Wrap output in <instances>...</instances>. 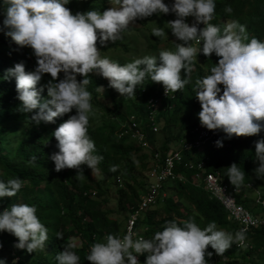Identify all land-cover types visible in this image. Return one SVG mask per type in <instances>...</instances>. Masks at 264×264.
<instances>
[{
	"label": "clouds",
	"instance_id": "9594fccd",
	"mask_svg": "<svg viewBox=\"0 0 264 264\" xmlns=\"http://www.w3.org/2000/svg\"><path fill=\"white\" fill-rule=\"evenodd\" d=\"M68 3L69 0H3L6 6L3 27L8 30L5 35L16 45L30 48L36 58L34 71L26 72L24 64L20 62L9 68L4 77L15 79L20 109L24 113L35 110L31 121L37 125L41 122L54 123L56 118L75 110V115H70L52 133L59 150L50 157L56 172L76 169V176L84 178L82 165H87L92 172H100L98 165L103 157L95 154V143L88 135L90 114L94 115L90 103L92 96L87 90L91 83V73L107 79L108 86L121 96L134 99L136 87H140V92H146L145 79L150 78L155 83L154 94L145 99L143 112L126 114L117 133L125 128L127 116L133 114L145 119V136L146 132L154 135L158 129L159 109L156 108L161 105L162 109L163 102L173 97L171 91L181 90L190 83L189 74L193 71V61L197 60L198 54L209 57L214 53L219 59L211 67V74L195 81V97L201 110L190 131L199 122L209 131H222V138L225 135L228 139L233 136L251 137L264 131V39H250L246 27L235 20L227 23L223 31L213 25L211 21L216 7L214 0H174L171 7L163 0H114L116 6L103 12L88 10L76 14L66 7ZM170 12L175 14L176 19L166 24L179 41L175 44V51L163 50L158 57L144 56L123 66L107 57H101L98 42L101 46L114 43L135 20L156 13L167 15ZM225 12L231 13L232 8L226 7ZM188 17L194 18L191 25L185 22ZM199 24L204 27L198 28ZM152 35L164 37L166 32L157 26L152 29ZM61 73L62 79L59 78ZM45 74L51 77L44 85L49 99L41 102L36 85ZM78 75L82 77L80 81L77 80ZM220 85L223 86L222 95H218L221 92L218 87ZM97 89L104 91L103 87ZM148 113L156 125L154 132L148 125ZM146 140L151 150H144L150 155L154 150L158 151L147 136ZM216 145L223 146L220 140L216 141ZM255 157L259 165L254 169L255 175L264 177V139L255 142ZM35 160L33 156L30 162ZM149 164L152 165L153 161ZM116 170L117 166L110 169L112 172ZM226 170L230 184L236 188L241 187L245 172L236 163ZM177 171L183 172L187 181L185 172ZM170 181L177 180L164 181L160 187L164 193L163 185ZM23 184L20 178L0 181V198L14 197ZM91 191L94 189H85L82 193L90 196ZM36 211L34 206L27 204L0 205V231L16 237L18 243L15 247L28 253L44 250L48 240V229L41 223ZM137 226L143 227L140 224ZM118 233L107 234L101 239L102 242L91 245L86 256L88 264H141L143 254H146L145 264H208L206 255L218 261L234 243L244 244L246 240L243 229L233 234L218 230L215 222L201 229L191 218L184 221L183 227L175 222L167 223L151 239H134L133 233L120 237ZM56 238L64 239L59 232ZM209 246L211 249L207 252ZM73 248L72 243L64 247L55 256L57 264H78L80 258ZM137 255H140L139 261ZM0 264H5V261L0 259ZM24 264L29 263L24 261Z\"/></svg>",
	"mask_w": 264,
	"mask_h": 264
},
{
	"label": "trees",
	"instance_id": "16d2710c",
	"mask_svg": "<svg viewBox=\"0 0 264 264\" xmlns=\"http://www.w3.org/2000/svg\"><path fill=\"white\" fill-rule=\"evenodd\" d=\"M72 1L69 0L66 5L70 10ZM105 1L80 0L79 7L72 13H84L88 10L98 11L100 5ZM163 2L171 7L174 0H163ZM214 2L216 7L211 23L218 26L221 31L225 27L223 20H235L246 27V34L250 39L253 37L260 41L264 39V0H214ZM228 6L232 8L231 13L225 12V8ZM5 11L6 6L3 4V0H0V181L7 182L11 178H20L24 184L14 197L0 198V205L27 204L34 206L37 210V217L48 229V240L45 242L44 250L28 253L26 250L15 247V244L18 243L16 237L6 231H0V254L9 255L8 252L11 249L16 250V253L19 254L16 261H12V257L3 258L7 264H13V262L24 264V261H28L29 264H57L55 256L69 244L68 238L74 236L77 243H72L74 244L72 250L80 258L78 264H88L86 256L89 253V247L94 242H102L103 234H117L119 220L108 215L112 211L103 209L105 198L96 201L82 192L85 189L88 191L90 185L94 184L98 189L94 190V195H100L107 188L105 182L110 180L109 183L114 184L115 177L119 176L122 178V186L115 190L117 192L115 209L124 210L126 208L124 211H128L135 206L138 194L146 190V173L152 157L147 150L136 144L126 133L118 136L117 128L124 123L126 117L124 113H140L142 111L144 104L146 105L145 99L154 94L155 83L151 82L150 78H146V92H140V87H136L135 99L123 96V110L121 111L114 94L115 89L108 86L109 82L96 73L89 74L91 83L87 86V90L92 96L90 103L95 107L97 88L102 85L104 91H101V94L110 98L109 105L111 106L109 108L101 104L100 107L96 104L98 110L93 109L96 111V115H100L104 120L100 124L89 123L88 126V135L95 143V154L103 157L98 165L100 169L98 178L92 179V171L87 165L81 166L84 178L76 176V169L56 172L50 157L59 150L52 133L70 115H75V110L56 118L54 123L42 124L41 122L37 125L31 121L35 110L32 113H24L20 109L15 79L4 77L9 68L20 62L24 64L26 72L34 71L36 58L30 48L16 45L10 37L5 35V32L8 31L3 27ZM175 19V14L170 12L167 15L156 13L151 17L137 21L146 29L159 26L165 31L171 32L169 27L165 28V23ZM187 20H190L191 24L194 23L192 17L185 19V21ZM203 27V24L198 25V28ZM132 29L131 26H128L121 34L125 35V32ZM149 37L150 40L146 42V46L152 49L158 48L156 41L159 38L161 40L162 37H155L152 32ZM163 40L167 41L168 39L164 37ZM120 43H122L121 39L106 46H101L98 42L97 47L102 53L107 47ZM218 59L214 53L209 57H205L202 53L198 54L197 60L193 61V71L189 74L190 83L181 90L171 91L173 97L163 102V108L157 114L158 129L163 135V139L157 147L158 151L164 152L170 145L177 144L180 140H191L194 137L190 128L197 122L198 113L201 110L195 97V81L210 75V69L218 62ZM181 75L183 78L184 73L182 72ZM59 78H63L62 73ZM50 79L51 77L45 74L36 85L41 102L49 99L44 85ZM81 79L82 77H77L78 81ZM218 87L221 88L218 95H222L223 86ZM121 121L123 122L120 124ZM174 128L177 130L173 131ZM14 136H20V138L16 143L14 154L9 158L4 148L8 145V140L10 141ZM146 136L155 147L154 135L146 132ZM223 139L222 147H217L216 142L209 141L202 147L182 151V164L187 161L195 163L201 160L203 161V172L218 171L222 178L230 184L226 176V168L236 163L245 172L244 183L251 182L252 188L249 189L258 191L253 188V184H257V187L260 185L262 192H258L260 198L264 200V177L261 182L260 177L256 176L254 172V169L259 166L255 157V142L264 139V131L251 137L233 136L231 139L223 135ZM33 156L36 157V160L30 162ZM113 166H117L115 172L110 171ZM132 168H135L140 174L144 173V178L136 176L132 172ZM176 169L185 172L187 181L183 183L166 182L163 188L170 189V194L160 201V203L163 202V205H154L141 212L136 224L145 227L144 238L151 239L156 232L162 231L164 226L170 222H175L178 226L183 227L184 221L190 218L201 229L210 222H215L218 230L234 234L236 225L225 218L224 209L218 201L207 197L201 182L194 180V171L182 166H177ZM41 183L43 187H40ZM244 183L239 187V192L235 197L237 202L249 209L250 200L243 196L247 189ZM102 185L104 187H101ZM251 203L254 202L251 201ZM58 232L63 234L64 239L56 238ZM246 240L249 247H245V254H249L253 250L264 252V226L250 229L246 233ZM234 245L235 243L232 246L234 247ZM210 249L209 246L207 252H210ZM23 253L31 255L29 260L20 256ZM220 258L222 260L217 261L207 255L205 257L208 264H255L247 255L237 256L228 250ZM145 260L146 254H143L141 264H145Z\"/></svg>",
	"mask_w": 264,
	"mask_h": 264
},
{
	"label": "built area",
	"instance_id": "2783aa9c",
	"mask_svg": "<svg viewBox=\"0 0 264 264\" xmlns=\"http://www.w3.org/2000/svg\"><path fill=\"white\" fill-rule=\"evenodd\" d=\"M264 41V40H263ZM149 120V128L151 131L156 130L153 117L150 113L146 115ZM144 118L135 117L130 114L126 118L124 129L118 133V136L127 134L131 139L135 141L140 147L151 150L150 143L146 140V136L143 130L145 125ZM194 134L191 140H180L178 147L169 148L164 152L154 150L151 153L153 164L150 165L147 172V182L145 184L146 190L140 192L137 197V201L134 207H131L126 215L124 225L121 228L118 235L123 237L125 234L133 233L134 239L143 237L144 238V227H138L137 221L141 215V212L150 208L158 200H160L165 193L161 190V184L166 180H177L185 181L186 178L181 171L175 170L176 166H183L189 170L194 171V179L202 182L203 189L208 195L209 199H214L219 202L225 212V218L236 225V231L243 229L247 233L252 228L264 226V215L257 216L251 214L247 208L241 203L236 201V195L239 192V188H236L224 181L218 171L203 172V161L198 160L197 162H185L182 164L181 152L189 148L202 147L209 141L216 142L217 140L223 141L222 131H209L200 125V122L193 126L190 131ZM227 145V143H225ZM122 179L119 176L115 177V185L120 187ZM246 188H252L250 182H245ZM222 189V192L220 191ZM94 195V191L90 192V196ZM255 202L260 205L264 210V200L260 198L259 192L254 190ZM244 196V195H243ZM245 197V196H244ZM106 234H103V238ZM238 247H249L247 240L244 244L235 243ZM90 248V247H89ZM215 254V252H214ZM137 255V260L139 261Z\"/></svg>",
	"mask_w": 264,
	"mask_h": 264
},
{
	"label": "rangeland",
	"instance_id": "374dc122",
	"mask_svg": "<svg viewBox=\"0 0 264 264\" xmlns=\"http://www.w3.org/2000/svg\"><path fill=\"white\" fill-rule=\"evenodd\" d=\"M168 1H171V0H168ZM79 5H80V0H73L70 11L71 12L75 11L79 7ZM113 6H116L114 4V0H106L102 5H100L98 12H103L104 10L108 9L109 7H113ZM167 22H169V21H167ZM185 22L189 23V25H191L190 20H187ZM223 22H224V25L226 26V24L231 22V20L225 19V20H223ZM166 23H165V28H168ZM129 26H131L133 29L128 31V32H125V35L121 34L120 39H121L122 43H120L118 45H112V46L107 47V49L101 53L102 58L107 57L114 62H119L120 65L123 66L126 63L132 62L134 59L143 58L144 56H157L158 57L160 51H163V50L175 51V44L179 43V41L176 40V38L172 35L171 32L165 31L166 36H164V37H167L168 40L162 41V39L164 37H162L161 40H160V38L157 39L156 42H157L158 48L152 49V48L146 46V42L148 40H150L149 34L152 32L153 27H151L150 29H146L144 26H141L139 21H137V20H135L133 23L129 24ZM110 43H113V42H109L107 44H110ZM192 43L195 44L194 41ZM123 44H125V46H123ZM157 64L159 65V60L157 61ZM103 79L105 81H108L105 78H103ZM100 87H103V86L100 85ZM114 94H115L116 100L119 103V107H120L119 110L122 111L123 110L122 103L124 102V97L121 96L116 90H115ZM95 100H96V104L100 105V107L102 105H104V106L111 108V106L109 105L110 98L108 96H104L103 94H101L100 90H98V95H97ZM96 104H95L96 108L93 105L92 106L97 111L98 107L96 106ZM158 109L161 110V105H159V107L156 108V110H158ZM96 111L94 110V115L90 114V119H89L90 124L91 123L100 124V122L104 120L100 115H98V114L96 115ZM126 114L127 113H124V115H126ZM117 122H118V120H117ZM122 122L123 121H121L120 124ZM120 127L121 126H119V128ZM119 128H117V130ZM176 130L177 129L174 128L173 131H176ZM19 138H20V136H14V138H11L10 139V141L12 142L11 144H10V141L8 140V145H10V146L7 145L6 148H4V150L7 151V156L9 158H11V156L14 154L15 146H16V143H17ZM162 139H163V135L159 131V129H157V131L154 133V139H153L155 147H158V144L161 142ZM176 146H177V144L175 143L173 145H170V148H174ZM65 170H67V169H63L60 172H65ZM132 172L136 176H138L140 178H144V173H142V174L138 173V171L135 168H132ZM91 176H92V179L98 178V173L92 172ZM259 180L261 182H263L262 177H260ZM109 181L110 180H107L105 182L107 185V188L104 189V192L100 193V195H94L91 198L93 200H96V201H100L101 199L105 198L106 202H104L102 205L103 209H108V210L112 211L108 215L111 218H117L119 220L118 231H120V229L122 228L125 216L127 214V211H124V210H126V208L124 210H121V209L116 210L115 209L116 208V197H117V192L115 190L119 187L116 186L115 183L114 184L109 183ZM40 187H43L42 183L40 184ZM101 187H104V186L102 185ZM90 188L94 189L95 191L98 190L94 184H91ZM253 188L260 191V193L262 192V188L260 187V185L257 187V184H253ZM165 193H166L165 196L169 195L170 189H168V188L165 189ZM244 196L250 200V205H249L250 208L248 209L249 212L251 214H254V215H257L260 217L263 216L264 210L260 205L257 204V202H255L254 198H256V196L254 195L253 190L247 188L245 190ZM160 201L161 200H159L158 202H156L152 206H154V205L162 206L163 202L160 203ZM251 201H253L254 203H251ZM228 227H230V226H228ZM66 228H68V226H66ZM68 240H69V243H77V239L74 236H70L68 238ZM245 249H246L245 247H242V246L238 247V246L234 245V247L231 246L228 249V251L237 254V256L247 255L252 260V262H254L255 264H264V252H261L258 250L257 251L253 250L249 254H245L246 253ZM8 253H9V255H5V256L0 254V259L12 257L13 259L11 258V260L16 261L17 258L19 257V254L16 253V250H14V249H11ZM20 256L26 260H29L31 255H29L27 253H23V254H20ZM219 260H222V258ZM5 264H7V263L5 262Z\"/></svg>",
	"mask_w": 264,
	"mask_h": 264
}]
</instances>
